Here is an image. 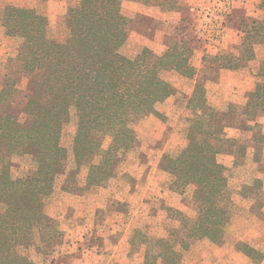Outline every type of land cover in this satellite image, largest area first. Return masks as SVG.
Returning a JSON list of instances; mask_svg holds the SVG:
<instances>
[{"label": "rangeland", "instance_id": "rangeland-1", "mask_svg": "<svg viewBox=\"0 0 264 264\" xmlns=\"http://www.w3.org/2000/svg\"><path fill=\"white\" fill-rule=\"evenodd\" d=\"M77 3L78 0H0V11L5 5H13L46 15L48 35L60 41L67 31L66 11ZM239 3L234 10L236 25L230 12L233 0L121 2L120 10L128 21L127 40L121 52L134 56L147 47L160 54L176 43L178 50L191 49L185 54L189 53L188 64L194 76L174 69L161 71V77L173 86V93L156 105L157 113L137 120L133 147L119 153L112 175L101 185H88L89 165L79 164L73 154L76 117L74 110L70 111L60 139L66 153L62 176L45 198L44 206L48 222L59 236L50 248L36 239L25 250L32 264H167L156 256L157 243L162 240L164 247L170 245V230L196 218L197 203L192 184L182 190L171 188L162 157L185 147L187 127L199 116L203 99L224 125V142L216 159L225 167L230 217L223 237L215 242L188 240L186 248L174 243V249L180 250L178 264H264V259L259 260L264 254V139H258L264 134V116H247L250 112L246 108L248 93L257 82L264 83V40L253 36L244 43V47L252 48L253 57L251 51H244V47L240 51L239 46L244 28L252 19L263 18L264 12L259 0ZM164 18L171 29L162 24ZM161 27L170 34L162 38ZM226 27L236 28L227 34L232 46L210 56L214 52L210 47L226 34ZM20 52L18 40L0 26V93L9 81L8 93L3 95L6 101L0 103V108H9L27 126L31 120L23 107L33 91L31 80L37 76L24 69ZM228 60L230 66L244 71L221 74L218 69L225 68L220 65ZM254 72L259 80L253 78ZM255 120L257 127H253ZM248 126L255 128L254 138ZM29 167L28 155L11 157L13 176H22ZM245 245L257 252L250 253Z\"/></svg>", "mask_w": 264, "mask_h": 264}, {"label": "trees", "instance_id": "trees-1", "mask_svg": "<svg viewBox=\"0 0 264 264\" xmlns=\"http://www.w3.org/2000/svg\"><path fill=\"white\" fill-rule=\"evenodd\" d=\"M122 1L78 0L66 11L67 31L60 41L48 35L46 15L13 5H5L0 11V26L20 43L24 69L37 76L31 80L33 91L23 107L31 120L29 125L21 124L4 105L0 108V264H32L25 250L36 239L50 248L59 236L49 224L44 206L62 176L66 153L60 139L72 109L76 117L73 154L79 164L89 165L88 185H101L112 175L119 153L133 147L137 120L157 113L156 105L173 93V86L161 77V71L174 69L194 76L188 64L191 49L178 50L176 43L160 54L147 47L134 56L121 52L128 34V21L120 10ZM258 5L264 12V0ZM253 36L264 40V16L252 19L244 28L240 51ZM244 51L254 56L251 47H244ZM230 64L228 60L220 66L236 68ZM8 84L0 93V103L6 101L3 95L8 93ZM262 88L264 83L257 82L248 93L247 116L257 119L264 112ZM199 106V116L187 127L185 147L162 157L171 188L182 190L192 184L197 203L196 218L170 230V245L164 247L162 240L157 243L156 256L167 264H178L180 259L174 243L186 248L188 240L215 242L223 237L230 217L225 167L216 159L224 142V125L204 99ZM257 125L255 120L253 127ZM253 127L248 126V130H253L254 138ZM258 139H264V134ZM22 155L30 157L31 167L15 177L10 160Z\"/></svg>", "mask_w": 264, "mask_h": 264}, {"label": "crops", "instance_id": "crops-1", "mask_svg": "<svg viewBox=\"0 0 264 264\" xmlns=\"http://www.w3.org/2000/svg\"><path fill=\"white\" fill-rule=\"evenodd\" d=\"M185 1V0H184ZM239 1L240 0H233V4L231 5V8H232V10H230V12H232V19H234V23L236 24L237 23V21L235 20L236 18H235V15H236V13H235V11L234 10H236L237 9V7H239V5H241L240 3H239ZM177 12V11H176ZM175 12V13H176ZM174 13V12H173ZM161 21L163 22L162 24H165L166 26V28H169V29H171V27H169V26H171V24H167L166 23V18H164V20L163 19H161ZM169 22V21H168ZM175 21H174V23L172 22V26L174 27L175 26ZM237 25V24H236ZM234 29H236V28H232V29H229V28H227L226 27V29L225 30H227L226 31V34H224L222 37H220V40H218L217 41V43H215L214 45H212V47H210V48H214V52H210V56H216V54H217V52L221 49V48H225V49H228V46H232L231 45V40H230V37L227 35V34H229L230 32H232ZM160 34H161V37L162 38H164V36L165 35H168V34H170V30H168L167 32H166V30L163 28V27H161L160 28ZM161 43H164L163 42V39L160 41ZM229 43V44H228ZM236 43V42H235ZM204 50V48L201 50L202 51V53L204 52L203 51ZM205 54L207 55V52H206V49H205ZM255 58H256V56H255ZM242 69V68H241ZM241 69L240 68H238V69H228V68H219L218 69V71L219 72H221V74H228V75H234V74H237L238 72H240L241 71ZM260 68H257L256 70H259ZM242 71H244V69H242ZM253 78L254 79H258L259 78V76L257 75V73L256 72H254L253 73ZM259 80V79H258ZM264 116V112H262L261 114H260V116Z\"/></svg>", "mask_w": 264, "mask_h": 264}]
</instances>
